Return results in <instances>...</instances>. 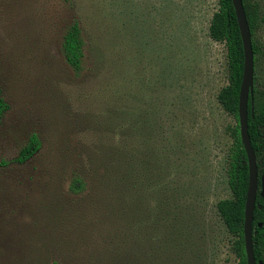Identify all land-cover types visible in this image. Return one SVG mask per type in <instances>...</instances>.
I'll return each instance as SVG.
<instances>
[{"label": "rangeland", "instance_id": "rangeland-1", "mask_svg": "<svg viewBox=\"0 0 264 264\" xmlns=\"http://www.w3.org/2000/svg\"><path fill=\"white\" fill-rule=\"evenodd\" d=\"M257 1L263 20L256 38L264 48V0ZM218 6L0 0L7 105L0 114V264H238L235 235L217 212V202L232 195L229 128L237 122L217 97L228 83L226 46L209 32ZM76 19L79 71L63 50ZM257 75L263 81L264 57ZM33 134L40 148L18 161ZM107 144L125 151L139 144L141 172L155 177L149 200L113 228L117 262L109 259V227L91 226L85 207L92 189H101L87 177L86 200H77L70 188L78 173L90 176L92 159Z\"/></svg>", "mask_w": 264, "mask_h": 264}, {"label": "trees", "instance_id": "trees-1", "mask_svg": "<svg viewBox=\"0 0 264 264\" xmlns=\"http://www.w3.org/2000/svg\"><path fill=\"white\" fill-rule=\"evenodd\" d=\"M218 2L219 6L211 19L209 32L214 40L224 43L226 46L228 83L221 87L217 97L223 108L232 114L237 122L229 128L233 136V145L229 155L227 181L232 195L217 202V212L228 230L235 235L233 249L239 258L238 264H248L243 226L249 183V165L241 139L238 114L244 71V47L233 1L218 0ZM243 3L252 35L255 61L254 78L257 81L254 86L253 101L250 97L248 102V125L257 157L259 176H261L264 168V79L259 82L257 66L264 57V48L258 42L256 33L261 26L263 15L259 1L243 0ZM63 50L68 63L76 71H79L84 51L82 29L77 19L72 22L64 36ZM6 107L0 90V114ZM39 148L40 140L36 134H33L28 144L21 149L18 161L23 162L30 158ZM138 151L139 144H135L126 151L120 146L107 144L98 151L96 158L92 159L91 165L88 167L91 171L86 172L90 176L78 173L72 178L70 185L71 190L80 195L77 200H86L84 192L90 190V181H87V177L94 178L92 188L94 186V188L101 189L100 193L96 189H92L94 195L92 198L88 196V199H91L88 204L85 203V207L87 206L89 212L91 226L101 228L103 225H107L109 227L112 246L114 243L109 259L113 262H117L116 259L120 254V237H115L116 233L113 228H116L117 222H120L124 212H127L129 217L135 216L141 202L146 203L149 200L146 189L155 180L153 173L141 172L143 164ZM160 198L161 202L166 201L162 196ZM91 207L92 212L89 211ZM260 223L262 225H259ZM91 226L88 223L80 229L88 230ZM70 236L72 237V233ZM253 242L257 264L259 262L264 264V197L259 193L254 209ZM109 244H111L110 240ZM98 258L101 260V257Z\"/></svg>", "mask_w": 264, "mask_h": 264}, {"label": "water", "instance_id": "water-1", "mask_svg": "<svg viewBox=\"0 0 264 264\" xmlns=\"http://www.w3.org/2000/svg\"><path fill=\"white\" fill-rule=\"evenodd\" d=\"M237 15V20L243 40L244 47V71L241 82L239 95V125L241 139L244 144L248 165H249V183L247 189L244 217V241L248 264H257V258L254 250L253 230H254V209L258 193L264 197V168L261 176L257 164V157L254 151L252 141L249 134L248 125V102L249 98L253 101L254 92V73L255 61L254 50L252 44V35L247 20V15L243 0H232ZM259 225H262L261 223ZM262 264V262H259Z\"/></svg>", "mask_w": 264, "mask_h": 264}]
</instances>
